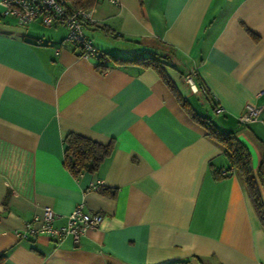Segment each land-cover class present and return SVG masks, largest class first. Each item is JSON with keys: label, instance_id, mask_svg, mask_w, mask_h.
Listing matches in <instances>:
<instances>
[{"label": "crops", "instance_id": "obj_1", "mask_svg": "<svg viewBox=\"0 0 264 264\" xmlns=\"http://www.w3.org/2000/svg\"><path fill=\"white\" fill-rule=\"evenodd\" d=\"M91 11L93 22L119 34L99 29L108 37L92 36L99 50L130 56L142 45L171 48L166 71L178 90L197 112L234 130L257 168L264 152V0H100ZM41 26L0 16L4 264H264V228L241 178L213 177L212 167L226 166L227 158L159 75L109 62L100 71L63 41L64 26ZM94 29L88 24L85 34ZM191 70L223 112L216 115L201 91L183 83ZM246 103L261 110L242 125L237 116ZM67 132L112 139L113 151L97 170L74 176L63 164ZM102 186L115 195L102 194ZM78 204L101 221L77 243L14 235L44 206L61 225Z\"/></svg>", "mask_w": 264, "mask_h": 264}, {"label": "trees", "instance_id": "obj_2", "mask_svg": "<svg viewBox=\"0 0 264 264\" xmlns=\"http://www.w3.org/2000/svg\"><path fill=\"white\" fill-rule=\"evenodd\" d=\"M99 1L100 0H65V5L70 10L78 8L91 10ZM88 24L94 25L95 29L97 28L109 32L113 37L119 36V34L109 31L103 24L86 21L84 22V27ZM170 49L171 48L165 45H142L137 52L130 56H120L118 54L99 50L100 54L95 60V67L100 71H104L107 69L106 62H109L114 65L135 64L142 68L153 69L170 88L177 102L191 120L202 126L207 137L222 149V152L227 158V164L222 168L212 167L213 177L215 179H221L228 176L231 172H235L241 178L260 225L264 228V152L261 154V159L257 168L253 169L250 151L246 144L237 137L235 131L223 128L213 117L203 115L194 109L189 100L178 90L166 71L168 67H172V64H170ZM194 80L198 91H201L208 98L215 112L217 104L210 95L206 83L197 72H195ZM215 114L218 115L216 112ZM63 143V164L74 176L84 171L93 172L97 170L99 165L111 155L114 148L112 139L107 143H100L75 132H67L63 137ZM222 170H224L225 173H222ZM99 191L109 196H114L116 193L114 188L107 186H102ZM3 258L4 254H0V264H4ZM164 264H190V261L189 259H181Z\"/></svg>", "mask_w": 264, "mask_h": 264}, {"label": "built area", "instance_id": "obj_3", "mask_svg": "<svg viewBox=\"0 0 264 264\" xmlns=\"http://www.w3.org/2000/svg\"><path fill=\"white\" fill-rule=\"evenodd\" d=\"M109 1L116 2V0ZM0 16L10 18L19 25H28L34 21H39L46 27L62 25L66 29L63 41L78 46L79 56L93 58L95 61L100 54L99 49L93 45L84 31V22L93 21L92 11L80 8L70 10L65 5V0H0ZM194 76L195 70L188 71L184 74L183 81L192 92H197ZM244 107V111L237 116V121L247 125L256 120L261 106L246 103ZM215 112L218 114L223 112L222 107L217 105ZM222 173L225 171L222 170ZM57 217L58 214L50 206H44L40 215L32 216L21 228L14 229V235L18 239L45 235L56 245L70 236L77 243L86 229L96 227L101 221V214L84 211L81 204L75 206L65 216L63 224L53 223Z\"/></svg>", "mask_w": 264, "mask_h": 264}, {"label": "rangeland", "instance_id": "obj_4", "mask_svg": "<svg viewBox=\"0 0 264 264\" xmlns=\"http://www.w3.org/2000/svg\"><path fill=\"white\" fill-rule=\"evenodd\" d=\"M99 24V23H98ZM41 28H43L44 30H49L48 28L49 27H46V26H41ZM87 32H89V34H91L90 36H89V38H90V40H91V42H96V38L95 39H93L92 38V36L94 37V35L96 34V36H104L105 38H108L106 35H104L102 32L103 31H101V30H99V29H94V30H90V31H87ZM167 72H168V70H167ZM169 73H170V71H169ZM185 73V72H184ZM184 73L182 74V76H184ZM183 80V79H182ZM183 83L186 85V86H188L184 81H183ZM189 88V87H188ZM190 90V89H189ZM199 111H203L202 109L200 110V109H198ZM210 115L213 117V119L216 121V122H218V119L216 118V116H213L212 115V113L210 112ZM219 125V124H218Z\"/></svg>", "mask_w": 264, "mask_h": 264}]
</instances>
